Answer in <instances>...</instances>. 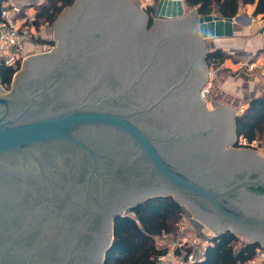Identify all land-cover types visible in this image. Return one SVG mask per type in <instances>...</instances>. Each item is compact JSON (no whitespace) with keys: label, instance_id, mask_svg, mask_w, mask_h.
Wrapping results in <instances>:
<instances>
[{"label":"water","instance_id":"1","mask_svg":"<svg viewBox=\"0 0 264 264\" xmlns=\"http://www.w3.org/2000/svg\"><path fill=\"white\" fill-rule=\"evenodd\" d=\"M184 1L158 0L149 26L147 13L135 0H75L52 24L56 48L27 57L10 90L0 87V158L62 147L63 158L69 157L64 162H70L62 167L63 182L53 176V182L43 178L40 184L51 194L61 193L53 200L75 214L54 225L46 215L52 234L47 245L43 238L32 239L36 230L45 234L37 224L29 228L22 220L0 225V264H104L114 221L154 197L174 198L212 237L231 231L264 245V205H256L248 193L264 191V179L241 175L264 170V154L235 146V111L212 100L210 106L199 105L200 115H190L192 121L173 124L164 110L163 97L188 89V79L195 74L204 87L207 55L216 49V39L232 36L236 20L199 16L195 9L186 12ZM78 13L86 17L63 34L66 22ZM161 34H179L181 53L189 58L180 81L148 100H126L133 92L135 97L144 72L106 78V69L119 64L104 60L99 65L100 45L115 36L122 46L114 53L131 51L130 40L134 53L143 52L146 46L155 49ZM34 80L43 87L24 89ZM19 95L27 103L13 111L12 101ZM42 95L50 101L37 103ZM225 120L226 129L221 125L211 134V126ZM208 175L212 178L204 179ZM37 188L31 193L41 207L44 198ZM18 231L30 236L20 240Z\"/></svg>","mask_w":264,"mask_h":264},{"label":"flooded vegetation","instance_id":"2","mask_svg":"<svg viewBox=\"0 0 264 264\" xmlns=\"http://www.w3.org/2000/svg\"><path fill=\"white\" fill-rule=\"evenodd\" d=\"M84 17H86V15L81 13H78V15H72V19L65 24L66 27L63 34L66 31H73L72 28L74 27V22L76 23L78 20H82ZM152 24L150 26H152ZM158 26H155V29H157ZM118 40V37L113 36L109 41L100 45L99 49L101 48L102 51L100 52V55H97L96 61L100 63L99 65L104 64V60L110 64H119L116 68H113L115 73L112 72L113 70L110 71L109 69H106L107 72H105V70L103 71L105 72L106 78L114 76L117 77V74H121L122 76L134 74L136 77L139 72H144L141 80H137L138 84L135 86V97L133 92L131 96L126 97V100H132L135 101V103L148 100L150 97L152 98V94L153 96H156L157 93L161 94V92H164L169 86H172L173 84H176V82L180 81L179 77L182 76L186 66L185 63L189 58L184 53H181V39L179 34H161L158 46L155 49L152 48V46H146L143 52L137 51V53H134L136 52V46L130 42L131 40L127 41V45L131 51L124 55L120 53H114L115 50L120 49L122 46L119 44ZM127 45H125L124 48H126ZM140 47H142V45H140ZM153 51H155L154 54H152ZM120 65H122V67ZM194 71L195 70H193V72ZM198 75L199 74H195V76H192L190 79H188V89L183 90L180 88L175 92V94H170L163 97V102H165L166 105L164 110L171 118L170 120L173 124L178 120L187 123L193 120L191 116L196 117L197 115H200L198 112V109H200L199 105H201V103L204 104V102L201 100L199 94L203 87H200L199 82L201 80V76L198 77ZM12 83L13 80L10 84V87ZM53 84L55 83H52V85ZM0 87L4 92H8L10 90V87L8 90H5L1 84ZM41 87H43V84L40 81L34 80L33 82H26L24 89L32 91L33 89H40ZM50 99L51 98L47 97V95H42L37 103H45L46 101L48 103ZM211 99L212 98H210V100ZM26 103L27 98L19 95L18 98L12 101L11 110L15 111L18 109V107H21ZM189 116L190 119H188ZM227 124V120H225V123L220 122L219 124L212 125V128L210 129L211 134H215V131H218L221 125L226 129ZM61 151L62 147L59 146H51V148L41 147L29 150L23 154H9L0 158L1 226H7L11 223L19 224L22 220H26V226L29 228L30 226L37 224L36 226L41 227L45 234L43 235L36 230V232L34 231L35 233H33L35 237L32 239L37 240L39 238H43L47 245L50 243V237L52 235L50 232H48L49 226L51 224L54 225V223H57L58 220H62L64 217H66V214L75 216L71 210L65 209L66 205L64 203H61L60 205L58 202L53 200L56 195L59 200L61 193L51 194L47 191L49 189H46L43 184H40L43 182V178L46 181L52 182L54 179L52 178L53 176L55 178L57 177L59 180L63 179L62 167H68L70 162H64L63 159L69 157L65 156L63 158V153ZM36 158L38 159L39 163L36 161ZM245 172H243L244 174H241L244 175V177L248 175L249 178L258 180L264 179V170L259 172ZM206 178H212V175L204 176V179ZM33 188H37V190L42 193L40 197L41 199L44 198V200L42 201L43 206L41 207L39 206L41 202H35L33 193H31L33 192ZM248 193L252 194L253 196L254 200H252V202H254L256 205H264V191H249ZM67 203L68 202H66V204ZM67 211L70 213H67ZM40 212L44 218L41 216V214H39ZM46 215L52 218L51 223L49 222L50 225L47 221ZM27 230L28 228L26 231ZM18 232H21L22 234L19 235ZM18 232L17 238L20 240L23 238V236L25 238L30 236L23 231Z\"/></svg>","mask_w":264,"mask_h":264},{"label":"trees","instance_id":"3","mask_svg":"<svg viewBox=\"0 0 264 264\" xmlns=\"http://www.w3.org/2000/svg\"><path fill=\"white\" fill-rule=\"evenodd\" d=\"M75 0H45L42 3L24 7L35 11L33 26L40 30L43 25H52L63 9L71 6ZM255 5L253 15L264 17V0H185L188 10L195 9L199 16L210 15L216 10L223 18H235L241 5ZM149 26L154 18V9L146 11ZM53 45L51 41L42 42ZM261 53V52H260ZM258 53L256 56L260 55ZM255 57L252 59L255 60ZM227 56L220 50H213L207 55L206 63L216 70ZM19 69L0 67V84L8 90L14 74ZM264 82V81H262ZM236 147L239 139L244 138L247 146L260 139L264 148V93L249 101L235 118ZM186 215L184 208L172 197H154L135 206L129 215L119 216L113 225V240L106 252L104 264H158L157 258L165 254L155 245V238L169 235L172 239L182 238L178 223ZM181 224V223H180ZM180 236V237H178ZM202 255V260L193 264H245L253 258L260 247L258 243H243L239 247V238L230 232L210 236ZM186 252L192 248H185Z\"/></svg>","mask_w":264,"mask_h":264},{"label":"crops","instance_id":"4","mask_svg":"<svg viewBox=\"0 0 264 264\" xmlns=\"http://www.w3.org/2000/svg\"><path fill=\"white\" fill-rule=\"evenodd\" d=\"M44 1L7 0V3L12 9H21ZM254 7V4L241 5L235 17L236 20L232 24V36H225L214 42L215 48L227 56L221 65L223 68H219L215 74L217 88L227 94L224 97H222L223 94H219L221 100L216 98L215 101L228 106L235 111L236 115L241 113L249 101L264 93V82H262L264 81V17L254 16ZM212 14L219 16L216 10H213ZM47 41L55 42L54 34L45 40ZM33 42L36 41L26 39L22 41L24 46H31V50L34 47ZM56 46L57 42H55V48ZM33 51L24 55H31ZM258 53L260 55L255 57ZM240 64L245 66L240 67Z\"/></svg>","mask_w":264,"mask_h":264},{"label":"built area","instance_id":"5","mask_svg":"<svg viewBox=\"0 0 264 264\" xmlns=\"http://www.w3.org/2000/svg\"><path fill=\"white\" fill-rule=\"evenodd\" d=\"M135 1L141 11L143 10L144 12L149 8L155 9V5L158 2V0ZM21 9H12L7 3V0H3L0 5V67L17 68V66H19L17 72L20 70L27 57L34 54H48L55 49V42L52 41L54 43L53 45L44 44L42 50H40V47L38 50H34L31 55L23 54V39L37 41L39 30L33 26L35 21V11H33L32 8L22 11ZM243 66H245V64H240V67ZM219 68L221 69L223 67L220 66ZM217 70L218 69L214 70L213 73L216 74ZM17 72L14 74V77ZM210 88H212V84L209 82L208 85L204 86L200 91V98L207 105L211 98L209 95ZM239 143L245 145L246 140L244 138L239 139ZM252 144L257 143L253 142ZM179 228L180 233L187 230L186 225L182 222ZM186 242V236L182 237L179 241L172 240L169 235L156 237V247L159 250L165 251V254L157 258L158 263L193 264L201 261L207 244L196 249L197 244L194 241L191 243ZM185 248H192V251L187 253ZM245 264H264V245H260V247L256 249L253 258Z\"/></svg>","mask_w":264,"mask_h":264},{"label":"rangeland","instance_id":"6","mask_svg":"<svg viewBox=\"0 0 264 264\" xmlns=\"http://www.w3.org/2000/svg\"><path fill=\"white\" fill-rule=\"evenodd\" d=\"M134 4L136 7H138L136 5V3H134ZM139 10L141 11L140 8H139ZM189 10L186 7V12H189ZM41 27L42 28L39 30L37 41L33 42L34 47L32 50H36V49L38 50L40 47H41L40 50H42V47L45 43H41V41L45 42V40H47L48 38H51L52 35L54 34V26H52V25L50 26L47 24V25H43ZM209 41L210 40H206L205 45L208 46ZM30 50H31V46H28V47L26 45L23 46V54H26V53H29L32 51V50L31 51ZM213 72H214V69L212 70V68H210L209 65L207 64L208 81L204 86L208 85L209 82L212 84V88H210V93H209V95L212 98L210 101H212V100L215 101L216 98H218V99L220 98V100H221V97L219 96V94H221V95L223 94L222 97H224V95L227 94L226 92H221L220 89L217 88V84L215 83V81L217 82V79L215 78V74ZM209 73H210V75H209ZM210 101L208 103V106H210ZM222 101H223V99H222ZM223 102H225V100ZM255 143H257V144H250L249 146H247V144L241 145L239 143L238 148L245 147V148H248L250 150H254L257 154H264V148H262L260 139L258 141H255ZM184 212H186V215L183 217L181 222L184 223L186 225V228H187V230L185 232H187L188 234L184 235L187 238L186 243H191L192 241H194L197 244L196 249L201 248L204 244H208L206 241L210 236H212V233L206 227H204L203 224L198 222V220L196 221V219L192 216V214L190 212H187L185 209H184ZM180 223H178V226H180ZM178 237H180V236H178ZM237 237L239 238V243L236 245L237 247H239L240 244L249 242V241H247V239L245 240L244 238H242L240 236H237ZM172 240L179 241V240H181V238H176V239H172ZM158 264H160V263H158Z\"/></svg>","mask_w":264,"mask_h":264}]
</instances>
